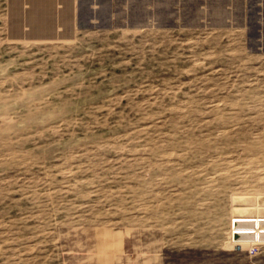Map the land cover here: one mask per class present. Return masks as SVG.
Segmentation results:
<instances>
[{
  "label": "rangeland",
  "instance_id": "obj_1",
  "mask_svg": "<svg viewBox=\"0 0 264 264\" xmlns=\"http://www.w3.org/2000/svg\"><path fill=\"white\" fill-rule=\"evenodd\" d=\"M0 264H264V0H0Z\"/></svg>",
  "mask_w": 264,
  "mask_h": 264
},
{
  "label": "water",
  "instance_id": "obj_2",
  "mask_svg": "<svg viewBox=\"0 0 264 264\" xmlns=\"http://www.w3.org/2000/svg\"><path fill=\"white\" fill-rule=\"evenodd\" d=\"M33 1H35V0H33ZM40 1L43 2V3H46V4H50L52 0H40ZM29 14H32V15H31L32 18H35V20H36L37 17H36V15L34 14V12H27L25 16H27V15H29ZM32 20H33V19H32ZM36 22H37V20H36ZM39 22H40V21H39ZM39 22H38V23H35L36 25H35V24H32V26L30 27L31 29L29 30L30 33H32V32H34V31H37V30H38Z\"/></svg>",
  "mask_w": 264,
  "mask_h": 264
},
{
  "label": "bare ground",
  "instance_id": "obj_3",
  "mask_svg": "<svg viewBox=\"0 0 264 264\" xmlns=\"http://www.w3.org/2000/svg\"><path fill=\"white\" fill-rule=\"evenodd\" d=\"M234 221H232V223H233ZM238 230H236V229H231V233H232V238L234 237V236H238V232H237Z\"/></svg>",
  "mask_w": 264,
  "mask_h": 264
}]
</instances>
